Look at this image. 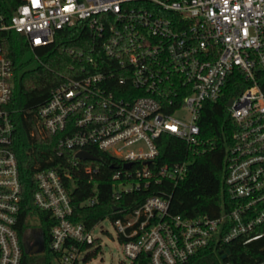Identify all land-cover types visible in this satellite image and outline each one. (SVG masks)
<instances>
[{"label":"built area","instance_id":"built-area-1","mask_svg":"<svg viewBox=\"0 0 264 264\" xmlns=\"http://www.w3.org/2000/svg\"><path fill=\"white\" fill-rule=\"evenodd\" d=\"M78 23L88 26L94 55L70 49L79 62L37 107L32 134L55 138L59 157L95 146L118 158L116 199L162 185L110 217L131 264H145V253L151 264H183L203 248L226 254L234 239L246 244L264 237V0H0V31L22 34L38 64L39 50ZM234 71L245 86L227 103L236 128L224 183L233 205L216 217L175 215L171 186L185 179L192 161L160 164L159 139L172 134L193 155L214 148L202 134L201 113L205 102L221 98ZM15 76L0 41V264H21L23 256L22 182L9 106ZM66 162L37 167L33 198L56 220L50 247L57 264H78L101 220L89 228L72 219L79 164ZM84 169L90 179L97 171L92 163ZM97 200L95 192L84 203Z\"/></svg>","mask_w":264,"mask_h":264},{"label":"trees","instance_id":"trees-1","mask_svg":"<svg viewBox=\"0 0 264 264\" xmlns=\"http://www.w3.org/2000/svg\"><path fill=\"white\" fill-rule=\"evenodd\" d=\"M5 56L13 61L16 71L13 84L10 109L16 124L14 148L17 154L22 182L21 211L19 235L23 248L21 264H51V229L56 220L49 211L40 209L34 202L33 193L37 188L35 171L37 167L54 165L57 161L67 165V158L78 160L79 169L76 171L78 185L71 194L74 212L72 219L83 222L91 228L100 220L116 216L115 209L130 210L140 205L150 194L159 193L162 185L152 184L150 188L125 193L120 199L112 196L113 174L121 167L118 158L102 152L95 146L88 150L99 160H82L76 158L72 151L58 156L51 141L55 138H42L32 134L35 128V112L39 105L45 102L52 87L63 80L66 75L73 74V68L79 62L70 49L84 50L88 55H94L91 46L94 42L88 26L78 23L73 27L60 30L55 42L45 50H39L42 60L35 67L26 68L24 55L30 50L26 38L14 31H0ZM245 86L240 71H234L228 78L224 93L217 101H207L201 113L200 125L204 138L211 139L215 146L198 155L189 153L185 142L172 134H163L159 139L160 155L157 161L171 163L191 159L189 171L184 180L171 186L173 193L170 210L175 215L194 217L208 215L216 217L223 211L229 210L233 201L226 193V156L235 124L227 116V103ZM55 153V154H54ZM53 155L54 160L49 158ZM92 163L97 169L90 179V174L84 166ZM97 193L98 200L94 205L84 202ZM38 217L39 224L29 222L30 218ZM36 226L40 247L45 256L29 253L30 231ZM98 239L94 244H98ZM83 245L82 248H86ZM100 246L86 255L91 259L99 252ZM225 254L221 249L207 247L199 250L188 262L183 264H255L264 261V237L244 244L243 238H237L226 244ZM145 264H151L147 253L141 255Z\"/></svg>","mask_w":264,"mask_h":264},{"label":"rangeland","instance_id":"rangeland-1","mask_svg":"<svg viewBox=\"0 0 264 264\" xmlns=\"http://www.w3.org/2000/svg\"><path fill=\"white\" fill-rule=\"evenodd\" d=\"M23 61L27 63L26 68L37 66L39 61L35 58V54L32 50H29L23 57ZM32 224H39L38 217H32L29 220ZM99 243L90 246L84 253L81 254L78 264H131L130 258L125 255L122 242L119 240L116 227L110 217H106L101 220L93 230ZM39 236L36 226L30 231L29 247L34 250L33 254H38L39 258H43L45 254L40 253L39 246L35 242V238ZM99 245V252L91 259L86 260V255L94 250ZM51 264H57L54 255L51 252Z\"/></svg>","mask_w":264,"mask_h":264},{"label":"water","instance_id":"water-1","mask_svg":"<svg viewBox=\"0 0 264 264\" xmlns=\"http://www.w3.org/2000/svg\"><path fill=\"white\" fill-rule=\"evenodd\" d=\"M232 102V100H230L228 102V104L230 105ZM76 157H78L79 159H82V160H99V158L94 155L93 153H91L90 151L88 150H80L76 153ZM131 162H127L124 164L125 167L129 168L131 166ZM42 245V241L40 240L39 243L37 244V246H39V250L41 251L40 247ZM34 250L30 249L29 250V253L30 254H33ZM230 253V250H227V253L223 255V257H226L228 254Z\"/></svg>","mask_w":264,"mask_h":264},{"label":"flooded vegetation","instance_id":"flooded-vegetation-1","mask_svg":"<svg viewBox=\"0 0 264 264\" xmlns=\"http://www.w3.org/2000/svg\"><path fill=\"white\" fill-rule=\"evenodd\" d=\"M39 241H40V238H39V236H38L37 238H35V242H37V244H38ZM29 248H30V247H29Z\"/></svg>","mask_w":264,"mask_h":264}]
</instances>
